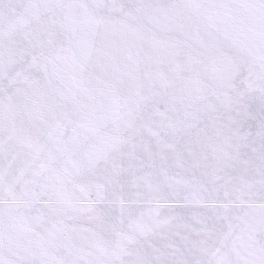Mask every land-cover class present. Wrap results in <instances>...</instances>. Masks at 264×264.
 <instances>
[{"label":"snow or ice","instance_id":"1","mask_svg":"<svg viewBox=\"0 0 264 264\" xmlns=\"http://www.w3.org/2000/svg\"><path fill=\"white\" fill-rule=\"evenodd\" d=\"M0 264H264V0H0Z\"/></svg>","mask_w":264,"mask_h":264}]
</instances>
